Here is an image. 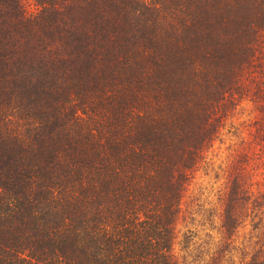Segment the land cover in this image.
Masks as SVG:
<instances>
[{
	"label": "trees",
	"instance_id": "obj_1",
	"mask_svg": "<svg viewBox=\"0 0 264 264\" xmlns=\"http://www.w3.org/2000/svg\"><path fill=\"white\" fill-rule=\"evenodd\" d=\"M26 1L0 0V264H181L226 134L196 257L264 264V0Z\"/></svg>",
	"mask_w": 264,
	"mask_h": 264
},
{
	"label": "rangeland",
	"instance_id": "obj_2",
	"mask_svg": "<svg viewBox=\"0 0 264 264\" xmlns=\"http://www.w3.org/2000/svg\"><path fill=\"white\" fill-rule=\"evenodd\" d=\"M24 7L27 12L35 11V6L30 0L24 3ZM237 146L238 142L235 143L234 141L233 143L229 139V135L226 134L223 141L215 143L212 148L213 150L209 155L212 163L211 168L199 170L189 185L187 195L190 194V197L185 198V203H183V216L177 225V237L173 248L174 255L181 264L201 263V260H198L196 257L199 251L198 246L208 236L205 234L212 231L209 225L210 222L206 219V216L199 206L191 203V200H193V197H198L195 203L203 202L204 205L201 204L203 208L216 203L219 190L223 189L225 181V175H223L222 170L226 169L227 165H232L230 149ZM250 174L251 180L249 179V182H252L251 189L254 191H264V168L261 167L258 170L251 171ZM189 230L198 231L197 236L190 242L184 237L185 234H188ZM211 234L214 235L215 233L212 231Z\"/></svg>",
	"mask_w": 264,
	"mask_h": 264
}]
</instances>
